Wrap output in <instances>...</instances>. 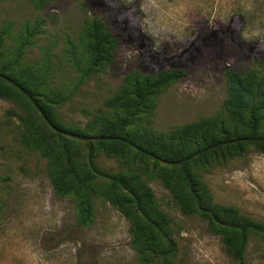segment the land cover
Returning a JSON list of instances; mask_svg holds the SVG:
<instances>
[{
  "label": "rangeland",
  "instance_id": "374dc122",
  "mask_svg": "<svg viewBox=\"0 0 264 264\" xmlns=\"http://www.w3.org/2000/svg\"><path fill=\"white\" fill-rule=\"evenodd\" d=\"M94 23L117 43L113 61L87 74L92 54L84 30ZM172 69L186 76L144 103L130 129L149 138L204 118L223 127L230 91L225 72L264 80V0H0V73L43 101L59 93L52 105L67 129L90 133L100 116H115L105 102L129 78ZM12 93L0 98V264H238L208 222L183 213L153 176L164 164L129 151L111 157L93 144L95 164L105 174L96 183L107 187L109 175L148 169L143 180L170 218L175 250L155 257L147 250L150 259L142 261L130 221L104 196L93 197L92 222L82 225L83 201L56 194L49 160L21 142L26 124L19 116L28 115L32 132L53 137L51 128L32 102ZM250 112L227 126L247 131ZM260 120L264 133V109ZM85 143L70 141L81 177L91 168ZM202 148L187 145L203 202L235 208L264 225V154L250 147L233 158L196 156ZM245 258L246 264H264L263 238L250 236Z\"/></svg>",
  "mask_w": 264,
  "mask_h": 264
},
{
  "label": "trees",
  "instance_id": "16d2710c",
  "mask_svg": "<svg viewBox=\"0 0 264 264\" xmlns=\"http://www.w3.org/2000/svg\"><path fill=\"white\" fill-rule=\"evenodd\" d=\"M84 35L91 43L92 54L87 74L96 73L101 67L113 61V51L117 42L103 24L94 23L86 27ZM225 74L230 82V91L225 103L227 117L225 121H222L223 127L218 129L221 123L216 118H204L177 127L168 133L152 132L149 138L142 132H137V128H130L140 119L143 104L160 89L185 77V71L160 70L152 74L136 76L135 80L129 78L122 90L105 102L106 106L115 112V116H100L90 130V133H94L95 136L62 126L57 117L56 108L52 105L60 99L59 93L50 95L53 99L52 103L43 101L36 92L26 89L23 84L3 74L15 85L0 78V98H12V89H14L34 104L46 125L51 128L53 137L32 132L27 125L28 115L19 116L26 124L21 142L28 148L39 151L42 157L49 160V177L56 194L59 197L69 196L83 201L82 225L92 222L93 197L104 196L130 221L132 242L142 261L150 259L147 250L154 252L153 257L158 255L156 252L167 256L175 250L176 243L171 237L172 231L168 226L170 218L158 207L152 189L143 180V176H148V169L136 174L109 175L107 178L110 185L107 187L98 186L96 183L95 177L105 174L95 164L93 144L102 147L111 157H121L129 151L137 156L152 159L156 164L163 163L164 168H160L153 176L159 178L172 193L182 212L186 215L198 214L204 218L212 231L221 236L227 251L238 264H246L245 254L250 236L254 234L264 239V225L242 215L235 208L216 206L211 203L206 205L199 195L198 186L203 184L192 173L191 164L194 160H191L192 153L187 151V145L194 144L203 145V150L197 154L200 157L244 156L250 147L264 154V133L260 132V111L264 109V80L251 72L247 76L231 70L226 71ZM22 89L27 91L31 98L24 94ZM248 109L251 112L247 131L227 126L226 121L243 118ZM55 128L78 136L104 138L101 141L85 143L91 149L89 154L91 168L85 176L81 177L78 174L74 154L71 151L70 141L75 138L63 135ZM244 139L260 140L243 141ZM185 159L188 160L180 165L163 162ZM176 168H179V173H175ZM118 189H121L120 193L117 192Z\"/></svg>",
  "mask_w": 264,
  "mask_h": 264
},
{
  "label": "water",
  "instance_id": "95a60500",
  "mask_svg": "<svg viewBox=\"0 0 264 264\" xmlns=\"http://www.w3.org/2000/svg\"><path fill=\"white\" fill-rule=\"evenodd\" d=\"M0 78L3 79V80H5V81H7V82H9V83H11V84H13V85H15V83H14L10 78H8L7 76H5V75H3V74H0ZM22 92H23L24 94H26L28 97L31 98L30 94H29L27 91H25L24 89H22ZM43 116H44V115H43ZM45 119H46V117H45ZM55 130L58 131V132H60V133L63 134V135L68 136V137H72V138H75V139H79V140H82V141H85V142H88V143H90V142H94V141H101V140L104 139V138H97V137H84V136H78V135H74V134H71V133H66V132H64V131H59V130H57L56 128H55ZM259 140H260V139H244L243 141H259ZM130 145L133 146L134 148L138 149L135 145H133V144H131V143H130ZM196 156H197V155H196ZM196 156H194V157H196ZM187 160H188V159H185V160H183V161H175V162H167V161H163V162H164L165 164H170V165H180L181 163L186 162Z\"/></svg>",
  "mask_w": 264,
  "mask_h": 264
}]
</instances>
